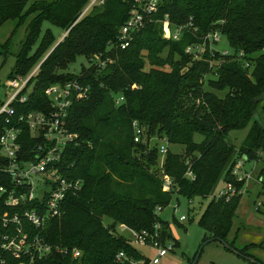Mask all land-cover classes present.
<instances>
[{"label": "trees", "instance_id": "trees-1", "mask_svg": "<svg viewBox=\"0 0 264 264\" xmlns=\"http://www.w3.org/2000/svg\"><path fill=\"white\" fill-rule=\"evenodd\" d=\"M29 1L0 0V28L10 21L16 22L15 31L26 26L10 78L27 76L40 65L30 80L33 89L28 100L16 103L18 114L48 110L46 89L53 84L80 81L90 86L89 97L71 107L68 126L79 137L67 146L60 162L63 174L81 179L83 185L78 193L67 196L62 215L50 219L45 228L23 219L31 237L28 244L33 246L39 236L52 246L42 257L34 248L17 257L3 247L4 234H14L17 225H5L2 217L22 214L35 207L36 201L12 207L2 197L0 254L6 264L149 262L121 234V225L153 235L160 223L165 241L170 223L161 220L157 211L171 203L173 194L190 200L208 197L222 180L242 188L246 181L233 174L237 162L258 160L264 151V123L256 119L264 111V0H160L158 11L146 19L125 49L116 43L135 0H104L85 14L91 0H37L27 8ZM167 15L172 31L184 27L179 39L164 37ZM46 22L67 35L58 44L48 29L34 49ZM214 32L229 40L234 54L211 49L206 36ZM194 45H205V50L196 56L188 51ZM98 55L106 61L104 66L91 61ZM80 56L90 66L83 67L81 74L68 72ZM120 96L124 99L118 103ZM134 122L145 129L140 142L134 140ZM4 126L0 117V132ZM247 127L249 132L237 147L230 140L231 132ZM153 136L170 143L164 174L173 180L175 191L163 188L157 168L159 143L152 145ZM197 136L203 139L197 141ZM23 141V156L33 157L36 141L29 129L24 130ZM190 169L195 179L187 175ZM2 183L13 184L10 180ZM242 196L229 201L213 198L199 224L207 233L204 241L228 240L250 256L247 249L257 245L240 249L236 239L229 240ZM74 249L81 255L74 257ZM121 252L125 257L119 259Z\"/></svg>", "mask_w": 264, "mask_h": 264}, {"label": "built area", "instance_id": "built-area-1", "mask_svg": "<svg viewBox=\"0 0 264 264\" xmlns=\"http://www.w3.org/2000/svg\"><path fill=\"white\" fill-rule=\"evenodd\" d=\"M104 0H91L90 5L83 14L94 4L103 3ZM132 15L123 25L116 46L122 49L130 46L135 35L146 24V19L159 9L160 0H135ZM164 37L179 39L184 27H179L175 31L171 29V22L167 15L164 23ZM222 38V34L214 32L206 36V40L210 42L211 49L214 42H218ZM205 50V45H194L188 48V51L194 52L199 56ZM223 53V52H222ZM225 51L223 54H227ZM91 61L99 65H105L106 61L101 55L94 56ZM40 66V65H39ZM37 66L29 75H19L11 79L10 86L14 88L6 102L0 107V117H4L5 126L0 132V180H10L13 184H0V199L5 197L8 206L16 207L23 204L35 202V207L27 209L24 213H16L12 216L2 217L5 225L9 223L16 224V232L14 234L6 233L3 239L7 242L3 247L13 251L17 257L21 254L31 252V248L37 249L41 256L51 252L52 246L44 244L41 237H35L36 241L32 245L28 244L31 239L29 233L25 231L23 219H27L32 225L38 229H43L46 223L54 218L59 217L63 213V204L69 194H76L81 189L83 182L81 179H71L65 176L61 170L60 162L63 159L65 150L68 145L77 142L79 135L70 131L68 119L72 105L79 100L89 97L90 86L80 81L67 83H57L46 89V95L50 100V107L43 111H29L18 114L16 103H24L28 100L29 93L33 89V85H29L30 80L37 73ZM123 96L117 97L118 103L122 102ZM134 140L140 142L145 129L138 123L134 122ZM29 129L36 143L33 148V157L23 156V134L24 130ZM169 141L163 138L159 143V154L161 162L159 163L160 173H162L163 188L167 192L174 190V183L170 176L164 174L165 157L169 150ZM245 160L241 159L237 162L233 174L239 180L247 181L250 173L243 170ZM187 175L195 179L193 171L190 169ZM258 181L264 187V175L259 174ZM245 187V186H244ZM244 187L237 188L232 182H224L223 186L211 195L212 199H225L229 201L233 196L244 193ZM264 193V190H263ZM209 195V196H210ZM258 206L255 207L259 213H264V202L258 200ZM162 208H158L159 211ZM187 220L186 216H181L180 221ZM121 234L126 235L129 231L136 242L145 245L155 246L158 248L157 256L151 260L157 264L160 258L165 256L174 246H166L167 242L162 241V229L160 223L155 225V233L150 235L147 231L139 233L138 231L121 225L119 227ZM130 240V239H129ZM130 243H134L130 240ZM74 257L81 255V251L74 249ZM125 257L121 252L118 258ZM147 263L141 261L140 264ZM0 264H6V260L0 254Z\"/></svg>", "mask_w": 264, "mask_h": 264}, {"label": "rangeland", "instance_id": "rangeland-1", "mask_svg": "<svg viewBox=\"0 0 264 264\" xmlns=\"http://www.w3.org/2000/svg\"><path fill=\"white\" fill-rule=\"evenodd\" d=\"M35 1L37 0H30L27 4V8ZM48 29H51L58 42L65 38L66 31L64 29L46 22L42 27L40 39L34 44V49L38 48ZM15 30V21H10L0 28V107L1 104L6 102L14 92V88L9 85L11 81L10 73L16 64L17 53L21 48V43L26 37V26L21 27L18 31ZM14 31L15 34H13ZM11 36H13V41L7 49L3 45ZM212 47L217 49L220 53H224L225 51L229 54L235 53L229 40L225 36H222L218 42H214ZM90 63L91 62H89L86 57L80 56L74 64L70 65L68 72L81 74L83 67H89ZM211 76L216 77L215 74H211ZM206 88H209L208 83H206ZM220 93L223 94V92ZM256 119L264 123L263 110L260 111ZM248 132L249 127L232 131L230 135L231 142L237 147H240ZM202 139V136L196 137L197 141H201ZM151 141L153 146L160 143L158 136H153ZM160 162L161 159L159 158V163ZM157 168H160L159 164L157 165ZM245 170L250 173V176L245 183L244 193L237 211V216L234 220V227L229 236V240L233 241L236 239V241L234 240L235 245L240 249H245L250 244L257 245L251 246V248L247 249L250 257L246 258L237 254L225 247L220 241H212L204 245V239L206 238L207 233L200 226L199 221L209 202L212 200L211 195L208 197L197 196L190 200L186 196L175 193L173 194L171 203L159 211V217L161 220L170 223L169 229L167 228L166 230V239L165 241H162L167 242L166 246L171 244L174 248L165 256L161 257L157 264H191V260H193L198 251L201 252V254L196 264L264 263V213L257 212L255 208L258 206V200L264 202V187L257 179L259 174L260 176L264 175V151L260 152V158L258 160L252 159L245 162L243 170L241 171L243 172ZM223 184L222 180L215 190L216 193ZM183 215L187 217V220L180 221L181 216ZM126 235L149 259V262L143 264H154L151 260L157 256L158 248L136 242L129 231L126 232ZM169 235L171 237H169ZM252 258H255L258 262Z\"/></svg>", "mask_w": 264, "mask_h": 264}, {"label": "water", "instance_id": "water-1", "mask_svg": "<svg viewBox=\"0 0 264 264\" xmlns=\"http://www.w3.org/2000/svg\"><path fill=\"white\" fill-rule=\"evenodd\" d=\"M66 35H67V33L65 34V36H66ZM65 36H64V37H65ZM60 42H61V41H59L58 44H59ZM212 241H220V242H222V243L225 245V247H227L228 249H230V250L236 252L237 254H239V255H241V256H244V257H246V258L250 257V256H248V255H244V254H242L241 252H239L238 250H236L235 248H233V247L231 246V244L229 243L228 240H224V239H221V238H218V237H214V238H211V239L206 240L205 243H204V245H206V244H208V243H210V242H212ZM200 254H201V252H199V253L197 254L196 259L194 260L193 264H196V263L198 262V259H199V257H200ZM252 259L256 260L255 258H252ZM256 262H258V261L256 260Z\"/></svg>", "mask_w": 264, "mask_h": 264}]
</instances>
